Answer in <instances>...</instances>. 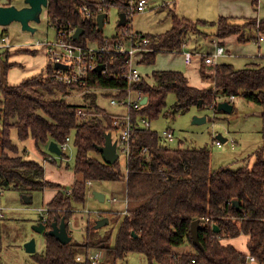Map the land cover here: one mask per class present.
Segmentation results:
<instances>
[{
  "label": "trees",
  "instance_id": "16d2710c",
  "mask_svg": "<svg viewBox=\"0 0 264 264\" xmlns=\"http://www.w3.org/2000/svg\"><path fill=\"white\" fill-rule=\"evenodd\" d=\"M132 3L133 0H48L47 18L55 35L69 29L83 30L77 40L71 39L75 46L102 45L105 39L131 32V17L136 14ZM102 6H115L119 13L126 14L125 25L118 27L116 35L110 38L104 37L96 24ZM257 6L258 0H252L254 11ZM82 7L89 10L90 17L80 11ZM237 20L219 17L216 22L193 23L173 14L167 32L142 35L149 44L137 64L152 65L159 53H181L190 35L206 36L201 30L204 27H215V37L220 41L236 36L239 43H258L264 36V18L245 19L239 24ZM37 51L14 52L36 55ZM107 64L110 74L118 73L127 65V55H113V61ZM17 65L2 60L0 54V188L17 191L21 197L29 198V204L34 192L57 190L46 205V217L40 218L39 223L45 218L49 230L52 222L59 223L64 218L68 231L73 212L85 204L88 181H123L126 186V211L114 220L117 225L114 240L111 231L97 237L95 228L90 226L82 235L83 243L71 239L62 245L45 236L44 256L31 255L37 264H84L77 262L76 257L85 255L89 249L105 251L102 264H116L130 253L144 255L148 264H247L248 256L256 264H264V136L263 145L251 154L255 156L251 168L211 170L208 148L189 149L180 143L173 149L156 131L140 127L131 135L129 158L122 170L118 160L113 165L105 164L98 151L105 136L115 132L113 122L118 116L107 113L97 101L100 97L110 100L114 96L89 90L120 89L117 97L121 98L127 89L126 82L92 72L86 86L57 83L53 80L54 68L47 60L44 72L18 85H9L8 71ZM200 75L211 80L208 89L190 86L188 79L177 71H154L150 82L142 74L143 78L132 88L141 91L148 102L141 110L131 112L132 122L137 124L138 117H146L149 122L158 120L169 94L175 96V103L164 116L171 117L194 106L204 108L218 98L229 102L230 97H243L264 105V64L236 70L230 64L219 63L208 71H200ZM74 95L80 96V104L67 102ZM217 106L216 112L223 113L217 111ZM80 109L85 111V119L77 114ZM12 131L19 141L31 139L43 156L46 155L42 148L50 142L60 146L73 135L76 154L72 170L79 179L70 188L45 180L43 166L19 153V147L12 142ZM50 162L55 164L52 158ZM233 202L238 203V209ZM195 220L201 226L198 232L201 249L193 245L190 236V225ZM241 235L247 237L246 253L223 244L224 239ZM181 248L183 251H178Z\"/></svg>",
  "mask_w": 264,
  "mask_h": 264
},
{
  "label": "rangeland",
  "instance_id": "374dc122",
  "mask_svg": "<svg viewBox=\"0 0 264 264\" xmlns=\"http://www.w3.org/2000/svg\"><path fill=\"white\" fill-rule=\"evenodd\" d=\"M99 2L101 0H91ZM137 0H133L136 3ZM147 7L144 12L136 13L131 17L130 28L133 33L142 35H160L171 29L173 14L184 17L193 23L216 22L218 0H146ZM239 2H249V0H238ZM8 5L16 9H22L25 0H0V6ZM258 8V6H257ZM107 19L102 28V35L110 38L118 32L119 10L115 6L108 8ZM242 20L238 19L239 24ZM29 26L33 32L22 30L17 22H12L7 26H0V54L2 60H10L14 55L12 62L18 65L8 71L7 82L9 85H18L24 80L32 78L45 71L47 56L44 52V43H53L55 40V30L49 25L47 10L43 8L38 22H30ZM206 35H190L187 48L182 49L181 53H159L152 65H146L139 68L140 72L150 82L151 74L154 71H177L182 73L188 80L190 86L197 89H208L207 80L202 79L200 70L208 71L212 65L199 63L193 59L191 65L183 63V54L185 52H195L200 56H205L210 47H208L216 34L215 27H204L201 29ZM6 38L8 48H3L1 38ZM217 39V38H216ZM218 41V39H217ZM41 45L38 54L16 53V49L34 50L33 47ZM242 54L224 56L218 63L230 64L234 69H245L251 64H264L262 60H251L255 57V42H248ZM260 55H264V42L259 44ZM7 51L11 52L7 53ZM255 55V56H254ZM259 55V56H260ZM204 64V65H203ZM208 66V67H206ZM208 69V70H207ZM147 76V77H146ZM65 98V96H63ZM1 100V94H0ZM225 100L218 98L214 103L204 107H191L187 112L177 113L174 117L164 116L166 112L172 110L175 103L173 94L167 95L165 99V108L161 117L150 122L149 129L162 134L166 130L174 133L175 140L172 143H166L170 148H177V145L184 148H208L210 150V168L211 170L231 169L237 170L242 167L251 168L255 162L253 154L263 145L264 136V105L260 106L247 101L243 97H234L231 105L234 108L233 113L225 114L216 112V106ZM70 104H80V96L74 95L67 98ZM100 105L107 113L111 115L124 114L120 107H114L109 104V100L103 97L98 98ZM195 118H205L201 124H193ZM112 140L117 141L118 163L122 170H125L126 157L123 147L119 142L116 132H112ZM225 142L218 148L215 144L217 137ZM12 142L19 147V153L27 159L40 163L44 168V179L50 182L59 183L66 188L79 179L73 170V164L76 149L73 144V135L63 153V156L49 155L48 146L42 150L46 156H43L36 149L31 139L19 141L15 131L11 132ZM179 143V144H178ZM251 155L250 157H248ZM55 160V164L50 159ZM90 182V181H88ZM86 200L84 206L75 210L68 223V233L77 243H83L82 235L85 234L87 227L96 226L101 219L107 218L109 223L99 229H95L97 237H101L111 231L112 240H114L117 225L114 220L119 215L123 216L126 211V186L125 182H90L87 186ZM57 190L47 189L43 192H34L31 196V203L25 204L23 197L13 190L2 187L0 191V208L3 209V217H0V264H37L31 254L26 253L25 244L34 240L35 254L44 256L45 254V236L34 232L33 227L39 224V219L47 213V203L52 199L53 193ZM97 192L104 196V201L99 202L93 197ZM113 199L115 200L113 202ZM113 229V230H112ZM223 244L232 245L242 253L247 252V237L241 235L234 239H224ZM181 248L178 251H183ZM104 261L106 259V253ZM103 261V262H104ZM102 262V263H103ZM116 264H148L144 255L137 253L127 254ZM157 264V263H155Z\"/></svg>",
  "mask_w": 264,
  "mask_h": 264
},
{
  "label": "built area",
  "instance_id": "2783aa9c",
  "mask_svg": "<svg viewBox=\"0 0 264 264\" xmlns=\"http://www.w3.org/2000/svg\"><path fill=\"white\" fill-rule=\"evenodd\" d=\"M132 11L134 13L144 12L147 7L146 0H137L136 3H132ZM107 7L102 6L99 8L98 13H106ZM86 17H90L91 13L86 7L80 9ZM98 14V15H99ZM106 22L104 19L103 23ZM104 25V24H103ZM75 30L69 29L68 31H62L55 35V40L52 43H44L43 50L46 53L47 60H49L54 67L55 64H61L67 67V69H54L53 80L57 83L65 85H82L86 86L90 80L92 72H96L95 68L99 65H104L105 68L102 70L101 75L104 77H113L118 80L126 82L127 89L125 95L121 98L117 97L122 91L120 89H90V92H110L114 97L109 100V104L114 107H120L124 110V114L117 115L118 117L113 122L115 132L118 134L119 142L123 147L126 159L129 158L130 146L132 144L131 135L137 128L149 129L150 122L146 117H138L134 124L132 122V111H138L143 108L146 104H142L144 98H147L141 91L134 90L132 86L139 82L143 76L138 70L137 61L141 57V52L146 51L145 47L149 44V40L142 36V34L125 32L117 35L115 39H105L102 45L96 43H90L87 47L75 46L72 42ZM263 36L259 38L262 41ZM1 44L3 48H8L6 44V38H1ZM214 51L212 54H208L203 57V63L205 65H215L217 58L225 55L223 47L213 44ZM41 45L33 47L38 50ZM185 48L183 44L182 49ZM127 55V65L121 67L118 73H111L108 70L107 62L113 61V55ZM194 54L191 52H185L183 54L184 63L190 65L193 61ZM108 58V61L106 59ZM202 58V56L200 57ZM88 91V92H89ZM234 97H230L229 103L232 102ZM77 114L82 118H86L84 110L80 109ZM161 139L164 143H172L175 140L174 133L171 130H166L160 134ZM70 142V138L67 137L65 143L58 146L62 152L67 148V144ZM216 146L221 147V142L216 141ZM118 145V142H117ZM117 151V150H116ZM87 186H90V182H87ZM2 189L0 188V191ZM115 200L113 199V202ZM3 209L0 208V217H3ZM46 220L44 218L43 223ZM105 254L99 249H89L85 255H79L76 257V261L86 264H102L104 261ZM194 263V261H193ZM247 264H256L253 257H247Z\"/></svg>",
  "mask_w": 264,
  "mask_h": 264
},
{
  "label": "water",
  "instance_id": "95a60500",
  "mask_svg": "<svg viewBox=\"0 0 264 264\" xmlns=\"http://www.w3.org/2000/svg\"><path fill=\"white\" fill-rule=\"evenodd\" d=\"M75 1V0H74ZM25 7L22 9H16L12 6H0V26H7L11 24L12 22H17L21 25L22 30L33 32L34 30L31 29L29 26V23L34 21H39V15L43 8H47L48 6V0H25ZM107 14L102 13L99 14L96 17V24L98 27V31H100L103 27V21L106 18ZM126 22V14L124 12L120 13L119 21L117 26L122 27L125 25ZM83 30L76 29L75 33L73 35V38L77 40L79 36L82 34ZM54 69H67L66 66L61 64H55ZM105 68V66L99 65L95 68V71L97 73H101L102 70ZM147 98H144L142 101V104H146ZM233 110V106L231 103L224 101L217 106V111L223 112L225 114H231ZM1 111L0 108V118H1ZM206 120L205 118H195L193 121V124H201L204 123ZM217 140L221 143L224 142L223 139H221L219 136L217 137ZM117 141H113L110 134H107L105 136V143L102 147L98 148L99 153L101 154L102 160L107 165H113L119 158L117 154ZM48 152L60 156L61 150L58 147V144L55 142H50L48 145ZM93 197L99 201H104V196L100 193L94 192ZM25 204H29L30 200L27 197L23 198ZM233 206H235L238 209V203L233 202ZM109 223V220L107 218L101 219L97 222L95 229H99L102 226H105ZM200 222L198 220H195L190 225V236L191 240L193 242V245L199 249H201V245L198 238V232L200 230ZM34 232L38 234H43L44 236H51L55 238L60 244L65 245L71 241V236L68 234L67 228H66V222L64 218L60 220L59 223L56 221L52 222L51 228L48 230L46 225L44 223H39L36 226L33 227ZM218 229L214 227V232H217ZM25 251L28 254H35V243L34 240L28 241L25 246Z\"/></svg>",
  "mask_w": 264,
  "mask_h": 264
},
{
  "label": "crops",
  "instance_id": "0c3cea01",
  "mask_svg": "<svg viewBox=\"0 0 264 264\" xmlns=\"http://www.w3.org/2000/svg\"><path fill=\"white\" fill-rule=\"evenodd\" d=\"M3 6H7V5H3ZM216 14L219 17H227V18H235V19H241V18L242 19H250V18L251 19H253V18L254 19L255 18L263 19L264 18V0H258V8L256 11H254V9L252 7V0H249V2L247 1V3L246 2H239L238 0H218V11ZM263 42H264V36H263L262 41H259L258 43H256L257 46L255 47L256 48V54L255 55H257V56L254 55L255 57H250L251 60H256V59L262 60L264 58V55H262V54L260 55V53H259V51H260L259 44H261ZM187 43H188V41L185 43V48H187ZM214 43L224 48L226 56H231V55L236 56L235 54H242L244 49L247 46V45H242L245 43H239L237 41L236 36H230V37L224 39L223 41H220V40L217 41V39L215 38L214 40L211 41L210 45L208 46L211 48V50H209V52L206 55L213 53V51H214V45L213 44ZM193 54L195 56H198V54H195V52H193ZM224 56L217 58V61L219 59L223 58ZM13 57H14V55L11 56V59L9 60V62H12ZM203 57L204 56H202L201 59L194 57L193 59H197L199 61V63H203ZM183 63H184V58H183ZM141 67H142V65H138L137 66L138 70ZM206 67H208V66H206ZM10 70H12V68ZM200 71H203V70H200ZM207 83H208V86H210L211 80H207ZM262 140H263V138H262ZM225 141L226 140H224V142ZM55 194H56V192L53 193L52 198ZM44 217H46V215Z\"/></svg>",
  "mask_w": 264,
  "mask_h": 264
}]
</instances>
